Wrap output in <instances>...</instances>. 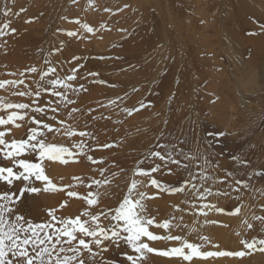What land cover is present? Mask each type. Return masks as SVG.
Segmentation results:
<instances>
[{"label":"rangeland","instance_id":"1","mask_svg":"<svg viewBox=\"0 0 264 264\" xmlns=\"http://www.w3.org/2000/svg\"><path fill=\"white\" fill-rule=\"evenodd\" d=\"M5 8H10L11 14L5 16ZM21 8L25 11L21 12ZM39 10L46 22L43 25H47L38 41L35 31L40 30L36 24L40 17L31 11ZM49 12L56 14L48 20ZM29 19L32 22L26 23ZM76 20L96 31L84 32ZM5 23L8 28L0 36V50L5 47L8 51H19L23 57L7 59L6 66H1L0 80L23 79L35 91L39 72L48 66L56 67L57 74L63 78L71 69L82 65L76 73L77 79L71 83L83 84L87 89L78 92L79 95L90 92L95 98L89 107L77 105L79 111L72 117L67 114L70 109L62 110L58 119L66 120L77 131L87 132L83 126L87 122L95 118L108 121L106 128L92 130L90 136L83 138L88 144L85 153L97 159L102 157L104 163L93 165L83 155L78 163L67 165L45 160V172L54 183L71 184L70 190L81 195L98 191L100 203L91 209L93 212L114 209L127 191L137 162L143 161L140 166L149 169L161 163L156 158H146L150 152H171L181 161V166L169 164L172 174L167 175V170L162 169L153 174L155 178L169 187L181 186L191 175L197 178L183 192H160L146 202L149 215L157 223L175 216V223L181 227L171 229V234L184 236L193 243H201L200 236L209 237L211 243L205 244L202 251H241L245 250L240 243L242 239H264V220L254 219V216L264 217V0H92L91 4L89 0H0V26ZM67 31H78L80 38L68 36ZM71 56L79 59L73 60ZM33 66L38 69L36 73L25 71ZM21 72L24 76L19 75ZM90 72L99 75L88 77ZM101 80L106 83H99ZM22 90L24 85L7 86L0 89V97L6 102L31 104L33 98L12 94ZM52 98L55 99L49 93H42L36 99L43 106ZM110 100L116 102L109 105ZM141 102L150 106L132 115L123 111L125 107H139ZM81 112L84 117L79 118ZM30 114L43 118L45 123H55L48 115ZM6 115L0 110V116ZM17 123L22 126H0V130L11 129L6 140L26 138L27 130L34 126L28 120ZM81 139L78 135L47 134L48 142L69 148ZM105 143L114 146L97 147ZM22 158L36 162L35 153ZM0 165L11 166L2 155ZM100 168L106 169L103 175ZM74 176L84 183L74 181ZM89 178L108 179L111 183L89 189L86 186ZM237 181L247 186L238 185ZM35 186L42 184L37 182ZM19 187L17 182L12 190ZM204 189H211L212 194L204 193L205 199L201 200L199 193ZM7 190L8 186L0 183V191ZM142 190L149 195L157 191ZM65 201L66 206L61 208ZM203 203L215 204L225 211H208L204 217L198 212ZM175 205H179V210ZM86 207L82 199L68 197L64 191H41L25 195L17 211L33 223H43L50 219L48 209H56L57 216L74 218ZM237 207L239 214H229ZM206 220L217 223L213 226L205 223ZM244 221L253 227L249 229ZM150 230L158 235L167 234L154 226ZM149 246L167 249L179 246V242L161 240L149 242ZM125 253L134 254L123 242L119 246L110 245L108 251L96 257L94 264H129ZM150 256V264H176V261L264 264V251L259 250L243 257L193 258L192 261L156 253Z\"/></svg>","mask_w":264,"mask_h":264},{"label":"snow or ice","instance_id":"2","mask_svg":"<svg viewBox=\"0 0 264 264\" xmlns=\"http://www.w3.org/2000/svg\"><path fill=\"white\" fill-rule=\"evenodd\" d=\"M75 2V0H73ZM90 4L92 0H89ZM108 11V9H105ZM21 12L25 9L21 8ZM5 16L11 14L10 8H5L3 11ZM18 15V13H17ZM31 23V19L25 21ZM80 24L81 28L86 33L96 31L94 27L87 23L81 24L79 20L74 21ZM105 27V25H102ZM8 28L5 23L0 26V36L5 35L4 29ZM15 32V29H11ZM59 31V30H58ZM123 31V30H122ZM66 34L70 37L80 38L78 31H67ZM55 49L54 51H58ZM102 58V57H101ZM73 60H78L79 57H73ZM46 64L50 62L46 61ZM82 65L71 69L69 75L63 78L57 74V68L48 66L46 70L39 72V81L36 82V90L33 91L25 84L23 79L0 80V89L7 86L13 88L24 85L25 90L13 92V95L20 97L28 96L33 98L32 103H11L6 102L3 97H0V110H4L7 115L0 116V126L9 124L16 128L22 126L17 121H31L34 126L27 130L26 138L6 140V136L11 134L10 128L0 130V155L5 161H9L11 166L0 165V183L8 186L7 191L0 192V264H94L96 257L101 256L103 252L108 251L110 245L119 246L120 242L129 246L134 253L133 255L123 254L129 264H140V261L145 258L147 253H156L165 257H180L185 261H192L193 258L208 259L216 257H243L252 250L264 251V239L253 237L251 240L242 239L240 243L245 250L241 251H202L205 244H210L211 241L207 236H200L201 243L189 242L184 236L171 234V229L180 228V223H175V216L170 219H165L163 222L157 223L156 218L148 213L146 202L156 198L160 192L176 193L183 192L185 187L195 180L197 177L191 175L189 180H185L179 187H169L155 176L154 173L161 172L166 169L167 175L172 174V169L169 164L181 166V161L174 158L171 152L152 151L146 158H156L161 163H156L149 169L140 166L144 162L138 161L137 167L133 169V178L127 184V191L118 206L114 209L108 208L98 212H93V207H98L100 203V193L98 191H89L87 195H81L77 191L70 190L73 185H57L46 174L43 162L45 160L59 162L67 165L69 162H79L80 156H86V159L93 165L103 164L104 159L94 158L85 153L88 144L83 139L91 134L87 131H77V129L68 124L66 120L58 119L59 113L67 109L70 105L75 104V101L69 97V92L78 93L87 91L84 85L74 86L71 82L77 79V71ZM26 72L36 73V67H29ZM24 72L19 75L24 76ZM15 75V73H10ZM89 76H98V73L90 72ZM54 77V78H52ZM99 83H106L101 80ZM42 93H49L54 100H49L45 105L41 106L36 98L41 97ZM117 99H120L119 97ZM115 100H110L109 105L114 104ZM143 102L139 107H125L123 111L128 115L140 111V109L148 107ZM51 111L52 116L48 117L53 120L54 124L45 123L43 118L38 119L36 115L41 117L47 115ZM79 111L78 108L72 107L68 111V116L72 117L74 113ZM48 133H61L67 137L79 136L82 139L69 148L63 144L50 143L47 140ZM223 135V133H220ZM95 139V137H93ZM113 144L105 143L98 145V148H111ZM163 147V146H160ZM27 153L36 154V162L30 159L22 158ZM187 167V165H183ZM106 169L100 168L101 175ZM123 172L124 169H121ZM115 175V173L113 174ZM231 175V173H229ZM143 177L146 179H137ZM207 179L206 176L202 177ZM74 181L81 184L84 181L80 177H72ZM89 183L86 185L89 189L93 186L108 185L110 180H97L89 178ZM19 182L20 187L15 191ZM39 182L42 187H36ZM238 185L243 184V181H237ZM193 189H196L194 183L191 184ZM147 188L156 189V193L149 195ZM238 191V189H234ZM41 191L54 193L64 191L68 197H76L82 199L88 207L84 208L79 215L74 218L71 216L61 217L56 215V209H48L47 215L50 217L43 223H33L30 219H26L20 214L17 209L22 203L25 195L39 194ZM211 195V189H204L203 193H199V199L204 200L205 195ZM217 195L221 194L219 192ZM227 195V193H223ZM67 201L60 205L61 208L66 206ZM179 210V205L174 206ZM207 209V211H205ZM224 212L225 209L217 207L215 204L203 203L198 212L201 215L207 216L208 211ZM240 208H235L231 215L239 214ZM181 221L183 217L179 218ZM255 220H264V217L254 216ZM205 223H217V221H208ZM247 227L251 229L252 224L247 223ZM162 228L166 230L165 235H158L150 230V227ZM186 227V225H185ZM237 235H239L237 233ZM176 241L179 246L169 247L167 249H157L149 246V242L154 241ZM218 248V245H213Z\"/></svg>","mask_w":264,"mask_h":264},{"label":"bare ground","instance_id":"3","mask_svg":"<svg viewBox=\"0 0 264 264\" xmlns=\"http://www.w3.org/2000/svg\"><path fill=\"white\" fill-rule=\"evenodd\" d=\"M38 1H40V0H38ZM96 1V0H95ZM158 1H160V0H158ZM49 2V1H48ZM61 2V1H60ZM99 2V1H98ZM66 3V2H65ZM92 3V2H91ZM263 3V2H262ZM79 5H80V3H78ZM61 5V4H60ZM40 6V5H39ZM45 6V5H44ZM54 8H56V7H54ZM35 13H33L32 11H31V13L32 14H35V15H37L38 17H40L39 18V21L36 23L37 25H39V28L38 29H40L39 31H35V33H37L36 34V37H39V38H37L38 39V41H39V39H41L40 38V35L41 34H43L44 33V31H43V29L45 28L44 27V25H45V21H44V15H43V13L41 12V10H39V11H34ZM65 12V11H64ZM105 12V11H104ZM56 13L55 12H49L48 14H47V16H48V20L50 19V17H51V15H55ZM130 14V13H129ZM34 15V16H35ZM61 15H63V14H61ZM20 16V15H19ZM57 16V15H56ZM65 18V17H64ZM89 18V17H88ZM22 19V18H21ZM60 20H62V17H61V19ZM119 20V19H118ZM37 20H35L34 22H36ZM42 22H45L44 23V25H43V23ZM48 22V21H47ZM61 22V21H60ZM114 22H115V20H114ZM36 25V26H37ZM47 25V24H46ZM45 25V26H46ZM124 25V24H123ZM35 29V28H34ZM78 30V29H77ZM79 30H81V29H79ZM81 32V31H80ZM105 33V32H104ZM124 33V32H123ZM27 34V33H26ZM119 34V33H118ZM60 36V35H59ZM62 36V35H61ZM116 38V37H115ZM10 40H14V38H11ZM99 40V39H98ZM37 41V42H38ZM36 43V42H35ZM7 47V46H6ZM9 48V47H8ZM6 50V48L4 47L2 50H0V67L2 66V67H4V66H6L5 64H6V62H7V59H10L12 56L14 57V56H16V58H19L20 56H21V52H19V51H17L16 53L15 52H13V50L12 51H8V50H6V52H5V50ZM93 49H96V48H93ZM37 53V52H36ZM36 55V54H35ZM21 57H23V56H21ZM71 57H73V56H71ZM21 59V58H20ZM12 60V59H11ZM18 60V59H17ZM82 60V59H81ZM88 62H90V60L88 61ZM8 63V62H7ZM2 67L0 68V72H1V69H2ZM88 77H90L89 75H88ZM52 78H54V77H52ZM92 78H94V77H92ZM98 86V85H97ZM46 96V95H45ZM48 96V95H47ZM46 96V98H48ZM69 97L72 99V100H74L75 101V104H73V105H70L66 110H69V109H71L72 107H76L77 105L78 106H81L82 105V108L83 107H89V103L95 98L94 97V95L92 94V93H83V94H78V93H72V92H69ZM47 100V99H46ZM52 100H54L53 98H52ZM105 100V99H104ZM77 106V107H78ZM82 110V109H81ZM84 109H83V113H84ZM83 113L81 112V114H80V117L79 118H81L82 116H83ZM48 115V114H47ZM48 116H50V112H49V115ZM84 117V116H83ZM105 117V116H104ZM46 119V118H45ZM111 123V122H110ZM109 123V124H110ZM112 125V124H111ZM84 127H86V129L88 130V132H91L92 130H94V131H99L100 130V128H106L107 126H108V121H106V122H103V121H100V118H95L93 121H89V122H87L86 124H84L83 125ZM111 127V126H110ZM94 141V140H93ZM66 182V181H65ZM0 192H2V191H0ZM184 194V193H183ZM55 200V199H54ZM32 207V206H31ZM43 207V206H42ZM28 208V207H27ZM31 210H32V208H30ZM177 213V212H176ZM33 214V213H32ZM150 214V213H149ZM180 214V213H179ZM188 214V213H187ZM34 216V215H33ZM35 217H36V214H35ZM205 217V216H204ZM32 218V217H31ZM224 218V217H223ZM39 219V218H38ZM43 219V218H42ZM204 219V218H203ZM36 220V219H35ZM43 222V221H42ZM226 222V221H225ZM217 225V224H216ZM213 226H214V223H213ZM210 227V226H209ZM211 227H212V225H211ZM243 228V227H242ZM178 229V228H177ZM221 230V229H220ZM212 231V230H211ZM198 232V231H197ZM223 232V231H222ZM231 232V231H230ZM210 233H212V232H210ZM234 233H235V231H234ZM151 255V253H147V257H145V260L143 261V262H141V263H144V264H150V261H149V256ZM151 257V256H150ZM202 262H204V264H212V263H210V262H208V261H202ZM153 263V262H152ZM194 263H195V261H194ZM222 263V262H221ZM176 264H179V262L178 261H176ZM198 264V263H197ZM215 264H219V263H215Z\"/></svg>","mask_w":264,"mask_h":264}]
</instances>
